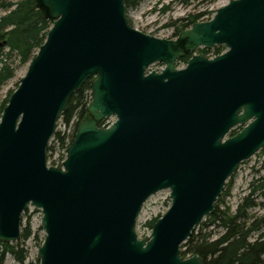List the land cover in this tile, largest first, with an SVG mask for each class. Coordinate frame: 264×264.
<instances>
[{"label": "water", "instance_id": "1", "mask_svg": "<svg viewBox=\"0 0 264 264\" xmlns=\"http://www.w3.org/2000/svg\"><path fill=\"white\" fill-rule=\"evenodd\" d=\"M37 5L51 27L0 118V243L19 240L32 206L45 235L38 264H203L180 246L264 148V0H230L176 40L133 29L124 0ZM215 46L225 51L194 54ZM156 62L164 68L148 73ZM87 81L89 117L50 166L59 117ZM163 190L170 207L139 239L142 206Z\"/></svg>", "mask_w": 264, "mask_h": 264}, {"label": "trees", "instance_id": "2", "mask_svg": "<svg viewBox=\"0 0 264 264\" xmlns=\"http://www.w3.org/2000/svg\"><path fill=\"white\" fill-rule=\"evenodd\" d=\"M145 0H124L126 10L136 8ZM217 2L218 0H211ZM0 89L14 77L12 57H15L19 65H26L34 57L38 48L43 44L50 28V21L45 11L37 5V0H0ZM214 12L208 13L212 15ZM206 12L183 19L175 34L189 28L192 24L205 20ZM204 56L220 55L224 52L223 46H215L211 50L201 49ZM182 63L185 60L181 61ZM90 86L86 82L79 91L75 92L68 101V108L59 119L64 126H68L73 120V131L69 137L55 132L52 136L51 146L47 152H53L56 146L63 149L56 162L51 166H60L65 158L66 148L70 145L77 125L84 120L86 106L89 102ZM7 103V102H6ZM231 135L236 132L232 130ZM264 188V182L257 189ZM252 189L248 196L244 197L233 215H225L214 210L206 219L208 225H213L224 230L222 236L215 241H210V233H203L206 222L201 223L191 236L180 246L182 258L197 254L203 264H263L264 261V234H260L252 243L248 242L250 234L254 231L252 225L248 228L245 223L249 219L248 210L255 207ZM263 195V194H262ZM216 206V205H215ZM214 206V208H215ZM157 219L145 223V227L151 230ZM32 236L29 225L21 228L19 240L13 244L0 243V264L4 263L7 255L12 257L16 264H26L28 257L25 243ZM43 241V240H42ZM41 241V243H42ZM40 245V244H39ZM38 264V261H37Z\"/></svg>", "mask_w": 264, "mask_h": 264}, {"label": "rangeland", "instance_id": "3", "mask_svg": "<svg viewBox=\"0 0 264 264\" xmlns=\"http://www.w3.org/2000/svg\"><path fill=\"white\" fill-rule=\"evenodd\" d=\"M228 1L230 0H218L217 2H212L211 0H145L136 8L127 10V20L133 29L145 35L161 40H176L178 34L182 32L180 31L175 34L176 29L181 24L180 21L187 18V16L206 12L207 15L204 16L205 20L199 22H207L212 19L216 10L223 7ZM211 12L214 13L212 15L208 14ZM1 15H3V12H0V16ZM197 51H199V49L194 52L195 55H197ZM206 57L212 58L214 56L208 54ZM11 61L13 62L12 65L15 70L14 77L7 81L0 89V118L4 107L7 105L6 102H8L9 97L17 89L20 79L25 75L27 70V64L19 65L15 57H12ZM183 66L184 64L182 63L176 65L178 69H181ZM160 70L161 68L159 66L151 65L147 71L148 73H160ZM111 121L114 122V120H107L105 125H108ZM75 122L76 119L68 126H64L62 120L59 119L55 132H60L61 135L69 137L73 131ZM240 130V127L234 129L236 133ZM231 136H233L231 133L227 135V137ZM51 141L52 138L48 146H51ZM56 148L55 146L54 151L51 153L47 152V163L50 166L53 162H56V159L60 157L59 155L63 153V149ZM263 182L264 148L247 161L241 163L237 171L226 180L221 195L214 204V206L216 205L214 210L222 212L225 215H233L243 198L248 196L252 189H257ZM253 199L256 205L251 210H248L249 219L245 223L246 228L252 225L254 229L248 240V242L251 243L256 240L260 234H264V188L257 189L255 193H253ZM169 207V190L157 192L143 204L135 224V232L139 239L147 238L150 235V230L145 227V223L153 219L161 218ZM207 217L201 221V223L206 222L202 232L210 233V241H215L222 236L224 230L211 224L208 225ZM41 218L42 214L40 210L32 206H29L21 217L20 230L29 225L32 233L30 239L25 243L28 254L26 264H37L38 261L36 258L37 250L42 244L41 241L44 240L45 236L40 227ZM188 257L189 256H186L185 258ZM3 264H16V262L12 257L7 255Z\"/></svg>", "mask_w": 264, "mask_h": 264}, {"label": "flooded vegetation", "instance_id": "4", "mask_svg": "<svg viewBox=\"0 0 264 264\" xmlns=\"http://www.w3.org/2000/svg\"><path fill=\"white\" fill-rule=\"evenodd\" d=\"M200 50L201 49H199V51H197V54H202L201 52H200ZM211 50V49H210ZM192 55L191 54H189V53H187L183 58H181V59H178L176 62H177V64H179V63H182L181 61L182 60H185V62L184 63H182V64H185L186 62H187V60L191 57ZM152 65H154V66H159L160 68H161V70L164 68V65H163V63H161V62H156V63H154V64H152ZM160 70V71H161ZM88 82V81H87ZM89 83V82H88ZM89 116H88V114H87V112H86V114H85V116H84V119H86V118H88ZM108 120H113V118H109ZM105 121H107V119H105V120H103V121H101L100 122V124L99 125H105ZM109 124V123H108Z\"/></svg>", "mask_w": 264, "mask_h": 264}]
</instances>
